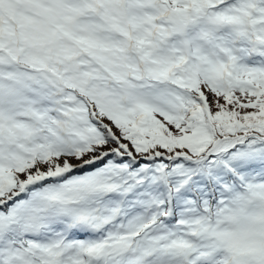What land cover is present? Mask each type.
Here are the masks:
<instances>
[{
    "label": "snow or ice",
    "instance_id": "snow-or-ice-1",
    "mask_svg": "<svg viewBox=\"0 0 264 264\" xmlns=\"http://www.w3.org/2000/svg\"><path fill=\"white\" fill-rule=\"evenodd\" d=\"M0 264H264V0H0Z\"/></svg>",
    "mask_w": 264,
    "mask_h": 264
}]
</instances>
